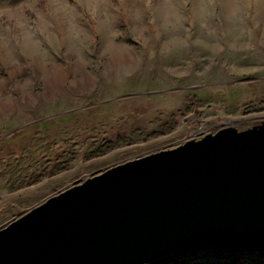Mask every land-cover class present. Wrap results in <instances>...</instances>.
<instances>
[{"label": "rangeland", "instance_id": "obj_1", "mask_svg": "<svg viewBox=\"0 0 264 264\" xmlns=\"http://www.w3.org/2000/svg\"><path fill=\"white\" fill-rule=\"evenodd\" d=\"M263 120L264 0H0V229L200 127ZM147 264H264V246Z\"/></svg>", "mask_w": 264, "mask_h": 264}, {"label": "water", "instance_id": "obj_2", "mask_svg": "<svg viewBox=\"0 0 264 264\" xmlns=\"http://www.w3.org/2000/svg\"><path fill=\"white\" fill-rule=\"evenodd\" d=\"M264 246V120L113 166L0 229V264H147Z\"/></svg>", "mask_w": 264, "mask_h": 264}, {"label": "bare ground", "instance_id": "obj_3", "mask_svg": "<svg viewBox=\"0 0 264 264\" xmlns=\"http://www.w3.org/2000/svg\"><path fill=\"white\" fill-rule=\"evenodd\" d=\"M218 129V128H217ZM216 128L211 129V131H203L202 134L200 135H194V137H189L188 139H192V140H201L202 138H204L206 135L208 134H215L216 132H218L219 130H217Z\"/></svg>", "mask_w": 264, "mask_h": 264}, {"label": "built area", "instance_id": "obj_4", "mask_svg": "<svg viewBox=\"0 0 264 264\" xmlns=\"http://www.w3.org/2000/svg\"><path fill=\"white\" fill-rule=\"evenodd\" d=\"M211 129H214V128H210V129H205L203 127H200L198 128L197 130L193 131L190 135V137H194V135H200L203 133V131H211Z\"/></svg>", "mask_w": 264, "mask_h": 264}]
</instances>
